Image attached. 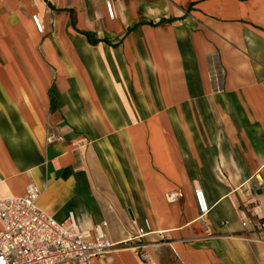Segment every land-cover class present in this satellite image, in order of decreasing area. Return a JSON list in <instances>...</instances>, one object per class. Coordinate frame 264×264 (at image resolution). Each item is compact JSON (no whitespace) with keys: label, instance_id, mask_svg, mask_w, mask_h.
I'll return each instance as SVG.
<instances>
[{"label":"crops","instance_id":"1","mask_svg":"<svg viewBox=\"0 0 264 264\" xmlns=\"http://www.w3.org/2000/svg\"><path fill=\"white\" fill-rule=\"evenodd\" d=\"M109 1L0 0V197L106 220L94 264H264V0Z\"/></svg>","mask_w":264,"mask_h":264},{"label":"built area","instance_id":"2","mask_svg":"<svg viewBox=\"0 0 264 264\" xmlns=\"http://www.w3.org/2000/svg\"><path fill=\"white\" fill-rule=\"evenodd\" d=\"M109 15L113 16L112 3L106 0ZM36 28L43 31L44 25L37 14L32 15ZM63 139L62 132L49 125L46 142ZM41 188L34 181L27 183L22 195L0 197V264H94V256H103L115 246L125 242H113L107 234V221L101 220L92 232H81L57 219L41 208L38 198ZM183 195L181 190L172 189L165 193L167 201L173 202ZM195 200L203 216L211 208L202 188L194 189ZM259 203L245 202L237 207L242 225L254 224L257 237L264 240V216L258 214ZM249 213V214H248ZM252 213L255 218L250 217ZM149 227L148 220L139 228L143 235ZM148 258L147 252H139Z\"/></svg>","mask_w":264,"mask_h":264}]
</instances>
